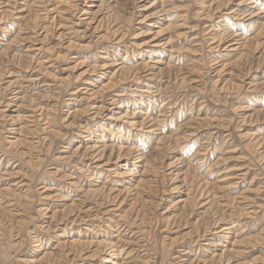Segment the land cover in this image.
<instances>
[{"label": "rangeland", "instance_id": "rangeland-1", "mask_svg": "<svg viewBox=\"0 0 264 264\" xmlns=\"http://www.w3.org/2000/svg\"><path fill=\"white\" fill-rule=\"evenodd\" d=\"M0 264H264V0H0Z\"/></svg>", "mask_w": 264, "mask_h": 264}, {"label": "bare ground", "instance_id": "bare-ground-1", "mask_svg": "<svg viewBox=\"0 0 264 264\" xmlns=\"http://www.w3.org/2000/svg\"><path fill=\"white\" fill-rule=\"evenodd\" d=\"M64 11V10H63ZM249 16V15H248ZM52 26V25H51ZM256 36H260L259 34L258 35H256ZM258 45V44H257ZM133 127V126H132ZM139 131V130H138ZM136 160H137V162H142L141 160H142V155H140V156H137L136 158H135ZM144 170H145V168H144ZM109 255V254H108ZM110 256V255H109ZM105 260V259H104ZM105 262H107V260H105Z\"/></svg>", "mask_w": 264, "mask_h": 264}]
</instances>
